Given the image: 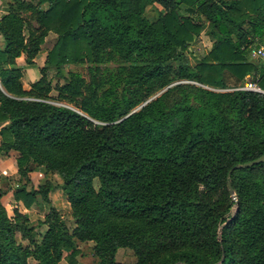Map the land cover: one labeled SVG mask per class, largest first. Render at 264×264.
Returning a JSON list of instances; mask_svg holds the SVG:
<instances>
[{"label":"trees","instance_id":"obj_1","mask_svg":"<svg viewBox=\"0 0 264 264\" xmlns=\"http://www.w3.org/2000/svg\"><path fill=\"white\" fill-rule=\"evenodd\" d=\"M9 10L0 155L18 156L14 187L0 188V264H78L86 242L94 264H264V162L232 172L237 204L227 188L233 166L264 155V95L228 91L225 75L264 87V64L246 51L264 41V0H11ZM204 28L211 49L191 64ZM49 33L41 77L25 89L16 60L32 65ZM78 63L89 81L64 72ZM40 167L60 177L72 228L49 200L55 185L32 186ZM9 190L23 209L49 205L37 226L18 207L9 215ZM120 248L136 260L117 262Z\"/></svg>","mask_w":264,"mask_h":264},{"label":"rangeland","instance_id":"obj_2","mask_svg":"<svg viewBox=\"0 0 264 264\" xmlns=\"http://www.w3.org/2000/svg\"><path fill=\"white\" fill-rule=\"evenodd\" d=\"M161 9V8H160ZM157 10L154 7H148L147 9V17L148 18H153L155 17ZM56 34L51 33L47 36V38L45 39V43L43 44V49L48 50L52 45L55 44L56 42ZM212 46V41L210 40V37L207 36L206 34V28H204V30L197 35L196 37H194L193 42L190 44V54H187V57L190 61L191 64H194V59L192 57L193 55H196L197 57H202L204 55H206L208 53V51L211 49ZM53 47V46H52ZM247 60L250 61L253 64H259L260 62L258 61H253L251 60L249 57H247ZM113 67L116 66L115 63L112 64ZM88 64L86 63H78L76 65H66L64 67V72L67 73V71H75L78 72L81 76H83L86 80H90V74L88 71ZM39 67L38 69H34V72L36 75L39 74L40 71ZM29 74V73H28ZM27 74V75H28ZM41 75V72H40ZM226 75V84H227V89L236 87L238 85H240L239 83L236 84V81L232 78H230L227 74ZM46 77L47 80L51 82L52 86L56 85V84H62L64 82V78H60L55 74L54 70H48L46 72ZM32 80L33 78L31 77H27V79ZM51 96L52 97H56V92L52 91L51 92ZM55 104H60L62 105L63 103H58V102H54ZM0 162L3 159L7 160L6 155H0ZM38 169V168H37ZM36 169V170H37ZM2 169L0 168V180H1V186L6 187V186H12L14 187L13 181H12V176H5V174L2 173ZM33 172V171H32ZM38 175H35L34 180H31V184L34 188H37L39 185H42L45 183L46 180H50L51 183L53 185H55V189L58 190L59 194H58V199L55 200V205H56V209L60 212V214L62 215L64 221L67 223V225L72 228L73 227V220L71 217V209H70V204L67 201L66 196L63 194L62 190L59 188V182H60V177L57 174H50L47 173L45 171V169L43 167H40ZM95 185L97 186V182L95 183ZM4 203L6 204V201H4ZM39 206L42 209H39ZM9 209V215H12L11 212V208L8 206ZM31 212H29V216L31 217L30 221L32 220L33 224L37 226V222L40 219H43L44 215L48 212L49 210V205L43 202H39L36 205H33V207L30 208ZM37 231L39 233H43L44 232V228L43 227H36ZM24 244H27V241L23 242ZM79 247L81 249L80 255L77 256V260H78V264H94L95 259L93 256V243L92 242H86V243H79ZM116 261L117 262H121V263H128V262H133L136 260L134 253L130 250V249H125V248H120L118 249L117 253H116ZM60 264H67L66 261H62Z\"/></svg>","mask_w":264,"mask_h":264},{"label":"crops","instance_id":"obj_3","mask_svg":"<svg viewBox=\"0 0 264 264\" xmlns=\"http://www.w3.org/2000/svg\"><path fill=\"white\" fill-rule=\"evenodd\" d=\"M10 3H11V0H0V19L4 16V15H7L9 13V7H10ZM51 34V33H49ZM48 34V35H49ZM47 35V36H48ZM47 38V37H46ZM45 38V39H46ZM46 41V40H45ZM45 43V42H44ZM43 43V44H44ZM43 44L41 45V50L38 54V56L36 58H34L32 61H33V64L32 65H28L26 62H25V57L24 55L17 58L16 60V64L18 67L22 68L23 70V86L25 89H28L29 85L37 80L40 79L41 75H40V71H39V74L36 75L35 72H34V69H38L39 67H43L44 66V63H45V59H46V56H47V53L48 51L52 48V46L48 49V50H45L43 49ZM4 46V40H3V37L0 36V48H3ZM39 70V69H38ZM29 73V74H28ZM28 74V75H27ZM27 77H31L33 78L32 80H30L29 78L27 79ZM18 156V153L15 152V151H10L6 157H7V160L6 159H3L1 160L0 162V168L3 170L2 173L5 174V176L9 175V176H13L16 172H17V165H16V158ZM1 159V158H0ZM39 170L40 168H38L37 170L33 171V172H30L29 173V176L31 178V180H34L35 178V175H38L40 174L39 173ZM61 183V180L58 184ZM1 180H0V188L3 186H1ZM58 190L54 189L52 190L50 193H49V200L51 202V204L56 207L55 205V200L58 199ZM2 203L3 205L5 206V208L7 209L8 213H9V209H8V206L12 209L11 212L13 211L14 208H19V210L22 212V213H25L29 219H31V217L29 216V212H31L30 209H23V207L17 203L14 198H13V195H12V190H9L7 192V194L2 198ZM4 201H6V204L4 203ZM10 214V213H9ZM31 222H33L31 220Z\"/></svg>","mask_w":264,"mask_h":264},{"label":"built area","instance_id":"obj_4","mask_svg":"<svg viewBox=\"0 0 264 264\" xmlns=\"http://www.w3.org/2000/svg\"><path fill=\"white\" fill-rule=\"evenodd\" d=\"M246 51L247 57H249L251 60L262 62L264 64V41L248 46ZM227 90L249 91L264 95V87H262L258 81L253 80L249 75L242 84Z\"/></svg>","mask_w":264,"mask_h":264},{"label":"water","instance_id":"obj_5","mask_svg":"<svg viewBox=\"0 0 264 264\" xmlns=\"http://www.w3.org/2000/svg\"><path fill=\"white\" fill-rule=\"evenodd\" d=\"M161 94V93H160ZM157 96V95H156ZM153 98H151L150 100H152ZM149 100V101H150ZM148 101V102H149ZM143 105H145V104H143ZM143 105H141V106H143ZM136 110H134L133 112H135ZM262 162H264V155H262V156H260V157H258L257 159H254V160H252V161H249V162H246V163H243V164H238V165H235V166H233L230 170H229V172H228V174H227V188H228V190H229V193L233 196V198H234V200H235V202H236V204L238 203V200H237V196H236V194H235V192H234V189H233V187H232V184H231V174H232V172L234 171V170H236V169H239V168H249V167H252V166H254V165H256V164H259V163H262Z\"/></svg>","mask_w":264,"mask_h":264}]
</instances>
